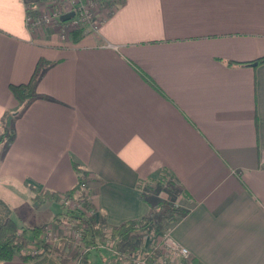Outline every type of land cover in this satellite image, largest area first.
Instances as JSON below:
<instances>
[{
    "label": "crops",
    "instance_id": "1",
    "mask_svg": "<svg viewBox=\"0 0 264 264\" xmlns=\"http://www.w3.org/2000/svg\"><path fill=\"white\" fill-rule=\"evenodd\" d=\"M49 1L0 0V123L15 134L0 188L18 202L0 199L13 220L61 218L59 202L30 199L71 189L76 163L106 234L170 199L187 211L167 227L186 264H264V63L253 64L264 0H112L77 41L28 29L25 7ZM39 58L50 64L36 96L11 114L8 85L27 82ZM67 247L0 264H67ZM92 258L124 264L104 248Z\"/></svg>",
    "mask_w": 264,
    "mask_h": 264
},
{
    "label": "trees",
    "instance_id": "2",
    "mask_svg": "<svg viewBox=\"0 0 264 264\" xmlns=\"http://www.w3.org/2000/svg\"><path fill=\"white\" fill-rule=\"evenodd\" d=\"M82 29L72 31L69 34L71 39L77 41L82 35ZM227 65L237 64L234 61H225ZM257 64L264 63V56L258 57L254 60ZM50 63L46 62L44 59L39 58L35 68L27 82L23 83H10L8 88L12 93L13 97L17 100L19 108L11 114H16L25 104L36 96L35 85L38 79L43 74L45 68ZM14 130L5 126V122L1 120L0 123V158L3 154V150L11 144L14 139ZM73 168L77 175L76 184L69 190L62 193L44 190L37 192L34 190V199L39 203H43L46 200H54L62 204V196L66 198L75 199L80 205L81 209H73L69 211V222L73 223L74 229L79 230L83 233L81 243L75 246V254L81 256V260L84 264H92L88 261L89 255L92 252H96L98 249L93 248L87 251H82L83 247H96L98 243H103L109 238L120 237L121 242L127 240L132 235L134 229L139 226L144 228L143 234H148L149 232H158L161 229V223L164 221L173 224L176 222L183 214L187 211L183 209L178 204L168 203L165 200L157 199L148 202L150 211L147 216L141 217L139 219H130L118 226L110 227V233L106 234V225L104 221H96L94 217V207L88 198V191L86 187H82V183L86 182L85 174L82 169L76 163H73ZM10 208L8 205L0 199V262L9 261L13 258L15 254H19V250L25 242H27L25 232H30L32 235V241L38 242L39 236L42 230L47 225L46 223L33 226V227H22L18 225L13 218L10 216ZM164 219H163V218ZM167 229V227H166ZM38 237V239H36ZM120 241L117 242L120 243ZM71 245V244H69ZM68 245V246H69ZM72 246V245H71ZM117 245H115L116 247ZM73 247V246H72ZM100 250V249H99ZM117 254V253H116ZM118 254H121L118 252ZM143 255L147 259L148 264H152L155 257V252L151 250L148 246L144 249ZM30 256H24L28 259ZM155 257V258H154ZM186 261H184L183 264ZM188 264H196V262L191 259Z\"/></svg>",
    "mask_w": 264,
    "mask_h": 264
},
{
    "label": "built area",
    "instance_id": "3",
    "mask_svg": "<svg viewBox=\"0 0 264 264\" xmlns=\"http://www.w3.org/2000/svg\"><path fill=\"white\" fill-rule=\"evenodd\" d=\"M98 1L100 0H50L45 5H27L25 7V24L28 29L33 33H35L34 31L42 24H45V26H47L48 24L54 25V22H61V24H63V22L68 21H71V23L75 26H88L87 29L91 31H96L103 15H101L100 21L97 22V19L95 18V13L90 10L94 9V4ZM59 3H63L69 6V10L62 12V10L55 9V6H58ZM70 12H72L73 14L68 19H61L64 14ZM67 35L69 34L61 33L60 37L61 39H64L67 38ZM85 186L86 183H82V187ZM61 200L62 204H66L72 201L71 207H69V209H81V205L75 199L66 198L62 196ZM68 229L70 230V235L64 238V240H67L65 242V245L68 246L70 243H72L71 245L73 247L79 245L81 243L83 233L79 230L74 229L73 223H71V227L69 226ZM117 240L118 237L109 238L103 243H98L96 247H83L82 251H87L93 248H104L116 254L117 251L115 249V245L118 242ZM40 241H38L37 243L33 241L25 242L19 250V253L30 257L44 253L48 247L46 248L44 237H41ZM157 242H159L158 249H156V251H158L156 258L154 259L152 264H183L184 261L189 258V250L173 238L169 228L165 229L160 234ZM140 253H137L138 255H136V259H132L131 264H148L145 256ZM80 258L81 256L77 255L71 262V264H82L80 262Z\"/></svg>",
    "mask_w": 264,
    "mask_h": 264
},
{
    "label": "rangeland",
    "instance_id": "4",
    "mask_svg": "<svg viewBox=\"0 0 264 264\" xmlns=\"http://www.w3.org/2000/svg\"><path fill=\"white\" fill-rule=\"evenodd\" d=\"M111 2H112V0H100L94 4V9L90 10V11H93L95 13V18L97 19V22L100 21L101 15H103V14L105 15L108 10H111ZM55 9H57V10L59 9V10H62V12H65V11L69 10V6H67L63 3H59L58 6H55ZM87 27L88 26H84V27H81L80 25L75 26L74 24L71 23V21L63 22V24H61V22L60 23L54 22V25L48 24L47 26H45V24H42L34 32H37L39 30L43 31L44 28L45 29H51L60 37L61 33L71 34L72 31H75L78 29H82V32H85ZM67 37H71V36L67 35ZM60 39H61V37H60ZM5 126H9L7 121L5 123ZM0 195H4L8 200H13V202H18L16 199L8 197L2 188H0ZM30 200L31 201H37L33 197ZM153 200H155V199H153ZM165 201L168 203L177 204L173 201H170V199H167ZM71 204H72V201H70L66 204L63 203V206H61L62 211L59 213L62 215V217L61 218L55 217V219H52L53 221H51L50 223H47L45 228L40 233L39 241H40L41 237H44L46 248L47 247H53L54 245H59L60 248H61V246H64V247L66 246L65 242L67 240L66 239L64 240V238L68 237L70 235V230L68 228H69V226L71 227V223L68 220V217H69L68 213H69V211L72 210V209H69V207H71ZM13 206L16 207V205H14V204H13ZM16 215H18V214L16 213ZM169 225H170V223L163 220V222L161 223V229L158 232H151V233L149 232L148 234H143L144 233L143 231L145 229L137 226L134 229L130 238H128L127 240H125L123 242L120 241L121 238L118 236L117 241H120V243H118V244L116 243V245H117L116 250L121 254H115L118 256L116 261H118L119 263L131 264L132 259L137 258V256H136V255H138L137 253L141 252L140 254H143L144 249H146L147 246L155 252V257H156L157 251H158V250L156 251V249H158V243H159V242H157L158 237L166 229V227H168ZM36 239H38V237ZM131 242H133L132 245H130ZM48 243H52V244H48ZM70 244H72V243H70ZM74 248L75 247H72L71 245H69L67 247V249L65 248V250H64L65 255L68 256V259H67L68 263L67 264H71V262L74 260V258L78 255V254L77 255L75 254L76 251ZM93 254H94V252L91 253V258H92ZM107 257H105V258L107 259ZM91 258L89 257L88 261ZM80 262L82 264L85 263V262L83 263L81 258H80ZM78 264H80V263H78Z\"/></svg>",
    "mask_w": 264,
    "mask_h": 264
},
{
    "label": "water",
    "instance_id": "5",
    "mask_svg": "<svg viewBox=\"0 0 264 264\" xmlns=\"http://www.w3.org/2000/svg\"><path fill=\"white\" fill-rule=\"evenodd\" d=\"M72 14H73L72 12L67 13V14H64V15L61 17V19H62V20H66V19H68ZM253 64H256V63L254 62Z\"/></svg>",
    "mask_w": 264,
    "mask_h": 264
},
{
    "label": "bare ground",
    "instance_id": "6",
    "mask_svg": "<svg viewBox=\"0 0 264 264\" xmlns=\"http://www.w3.org/2000/svg\"><path fill=\"white\" fill-rule=\"evenodd\" d=\"M115 249H116V247H115Z\"/></svg>",
    "mask_w": 264,
    "mask_h": 264
}]
</instances>
